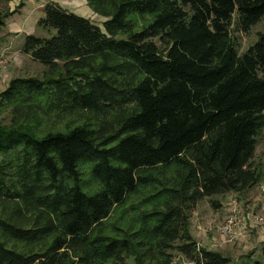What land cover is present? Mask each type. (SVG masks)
I'll use <instances>...</instances> for the list:
<instances>
[{
    "label": "trees",
    "instance_id": "16d2710c",
    "mask_svg": "<svg viewBox=\"0 0 264 264\" xmlns=\"http://www.w3.org/2000/svg\"><path fill=\"white\" fill-rule=\"evenodd\" d=\"M85 1L102 28L47 3L0 92V264H232L190 217L261 182L264 0Z\"/></svg>",
    "mask_w": 264,
    "mask_h": 264
},
{
    "label": "rangeland",
    "instance_id": "374dc122",
    "mask_svg": "<svg viewBox=\"0 0 264 264\" xmlns=\"http://www.w3.org/2000/svg\"><path fill=\"white\" fill-rule=\"evenodd\" d=\"M74 1L75 9L77 11L83 13L84 10L87 9L86 7L88 6L85 1V4L82 3V0H80L81 3L79 0ZM11 2L12 0L9 2L1 1L0 11L3 13H11ZM19 4L15 6L13 11L18 10L19 12L21 10L23 6L19 8ZM17 13H14L13 15ZM89 18L93 24L97 25L98 27L102 26V18L96 16L93 13L89 16ZM37 31L38 32L36 36H42L43 31L38 27ZM262 32H264V17L259 23L252 27L250 33L246 35L241 33L234 34L239 46V54L246 51L247 48L257 40V35ZM43 33L46 37L45 32ZM45 69L46 68L40 64H38V66L23 65V73H20V75H17L16 73H12V75L8 74L9 79L7 80L9 82L11 78L15 77L41 78ZM4 75V72H1L0 81L6 80ZM5 88L6 87H1L0 91L4 90ZM0 123L8 124L9 115L6 113L0 114ZM258 141V146L256 147L252 164L259 167L261 173V182L245 195L238 196L237 194L229 193L224 197L213 198L214 200H218L221 203V206L218 208H212L210 201L208 199H203L196 205L190 217V231L198 245L207 250L219 252L225 257L230 258L232 264H264V195H262L259 190V186L264 187V132L262 135H260ZM233 200L238 201L239 205L244 210H248L255 215H261L263 218V224L249 228L248 231H246V236L243 238H241L238 234L237 237L240 239L234 240L232 242H226V240L218 233V227L224 224V221L229 213L228 205ZM125 264H133V262L131 259H129L125 261Z\"/></svg>",
    "mask_w": 264,
    "mask_h": 264
},
{
    "label": "crops",
    "instance_id": "0c3cea01",
    "mask_svg": "<svg viewBox=\"0 0 264 264\" xmlns=\"http://www.w3.org/2000/svg\"><path fill=\"white\" fill-rule=\"evenodd\" d=\"M84 1L85 0H82V3L85 4L86 1ZM20 2L23 4L21 10L17 14L8 17L3 27L0 29V53L3 52L6 57H8L7 66L5 70L3 69L2 71L5 74L4 78L6 80L0 81V88L7 86V79H9L8 74L12 75V73H16L20 75V73H23V65L38 66V63L31 61L29 56L22 53L21 49L25 36L37 35V21L43 16V8L47 3H55L67 12L89 20V16L92 14L88 7H86L87 9L84 10L83 13L77 11L75 9L74 0H12L10 3V12H12L15 6ZM42 36H45L43 32Z\"/></svg>",
    "mask_w": 264,
    "mask_h": 264
},
{
    "label": "built area",
    "instance_id": "2783aa9c",
    "mask_svg": "<svg viewBox=\"0 0 264 264\" xmlns=\"http://www.w3.org/2000/svg\"><path fill=\"white\" fill-rule=\"evenodd\" d=\"M8 63L5 53H0V74ZM259 190L264 195V187L259 186ZM232 203V205H231ZM228 216L224 221V224L218 227V233L226 240V242H232L246 236V231L249 228H253L257 225L263 224V218L261 215H255L254 213L244 210L238 203L233 200L228 205Z\"/></svg>",
    "mask_w": 264,
    "mask_h": 264
}]
</instances>
